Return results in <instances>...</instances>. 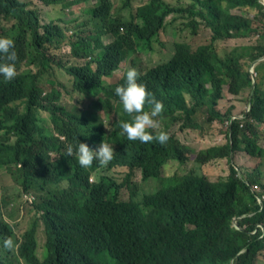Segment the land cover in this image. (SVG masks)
Masks as SVG:
<instances>
[{
    "label": "trees",
    "instance_id": "1",
    "mask_svg": "<svg viewBox=\"0 0 264 264\" xmlns=\"http://www.w3.org/2000/svg\"><path fill=\"white\" fill-rule=\"evenodd\" d=\"M39 1L69 7L87 0ZM129 1L122 0L125 11L129 9ZM29 4L0 0V28L3 29V23L8 25L3 33L15 42L16 69L22 61L37 69L36 74H21L12 86L0 82V130L4 132V141L15 138L7 147L9 156L0 160V169H4L3 165H22L23 175L10 174L19 180L22 196L33 203L34 213L29 228L20 237H16L14 226L0 216V264H19V258L25 264H254L264 243L258 240L259 232L255 235L249 232L255 224L264 222V209L241 223L248 225L245 230L230 229L231 217L256 209L248 186L234 176L232 169L225 181L216 183L193 174H173L163 180L161 168L169 159L185 162L183 148L176 142L168 149L157 147V142L142 146L124 144L116 125L111 133V141L118 145L115 164L127 167L130 175L139 171L143 181L156 180L159 188L151 194L142 188L140 199H133L139 190L131 188L130 196L122 202L118 195L127 184L120 187L99 173L96 182H88V172L80 169L65 152L69 145L75 147L102 128L85 122L77 106L72 112L64 111L58 105L59 95L55 91L42 94L37 88L38 74L52 60L51 47L58 48L64 35L55 23H42L37 11L25 10ZM235 9L255 10L258 22L264 23L263 0H176L173 6L162 0H149L128 19L112 14L111 0H100L94 9L98 18L96 44L92 47L86 41L72 43V54L91 56L100 35L107 34L113 42L103 47L100 59L94 60V72L88 64L65 71L73 77L77 92L92 97L101 94L95 101V109H90L91 114L101 109L109 113L113 90L101 78L110 76L121 60L136 51L153 54V43L167 16L171 15L172 21L191 17L210 28V45L191 51L185 44L174 43L169 61L143 72L138 69L141 73L138 83L147 85L153 96L164 102L168 122H179L181 130L199 128L192 117L202 108L208 113V121H222L224 116L214 108L220 99L223 79L228 80L229 92L236 95L250 86V65L256 59H264V34L260 43L237 46L223 58L215 53L214 42L247 38L256 32L252 20L233 14L231 11ZM189 26L195 35L197 22H190ZM263 68L264 61L253 70L260 73ZM126 72L121 77L122 84ZM87 83L91 85L90 92L85 89ZM42 112L48 114L54 131L64 137V142L42 126ZM249 118L252 122H246L242 129L235 123L231 125V146L210 148L200 153L197 161L205 163L227 157L237 149L238 141L248 154L261 155L253 124L264 123V91L259 87L253 93ZM3 143L0 152H6ZM36 163L42 165L41 171L36 169ZM263 178L259 169L247 175L249 184L261 183ZM38 223L45 235L42 262L34 255ZM6 237L16 244L12 250L3 247Z\"/></svg>",
    "mask_w": 264,
    "mask_h": 264
},
{
    "label": "clouds",
    "instance_id": "2",
    "mask_svg": "<svg viewBox=\"0 0 264 264\" xmlns=\"http://www.w3.org/2000/svg\"><path fill=\"white\" fill-rule=\"evenodd\" d=\"M19 1L23 2V3H30L29 9L37 11L39 16L41 17L40 11L38 9L34 8L33 0H30V1L29 0L28 1L19 0ZM35 1L39 2L41 5L49 8V9L51 7H61L64 10H69L71 8H72V10H74L75 8L78 7V5L87 4L91 0H87L85 2H79V3L73 4L69 7H65L63 4L46 5L39 0H35ZM70 1H72V0H70ZM99 1L100 0H96L94 2V4L90 7V9L87 11L88 14L90 15V19L88 20V22L92 26L93 35L87 36L85 38H80L77 31L75 30L73 32V36H72L73 40H69L67 42V46L69 48V54L72 57V59L77 64H81V62H85V63L82 65H76L75 64V65L67 66V65H62L59 61H56V57L54 55V52L59 51L61 49V46H62L63 42H65L67 37L65 35V28L61 25V21L60 20H58V22L51 21L63 30L64 38L60 42L58 48H55V46L51 47L49 54L52 57V60L48 63V66L44 70H42V72L40 74H38V76H37L36 86L38 89H40L42 91V94H47L51 91H55L59 95L58 105L60 107H62L64 109V111L72 112L74 106H77V108L79 109V114L84 119L85 122L90 123V124L95 125V126H101V128H102V131H95L89 137L85 138L84 140L79 141L75 147H72L71 145H69L66 149L65 155L68 156L69 158H73L76 162V165L80 169L88 172V182L89 183L96 182V177H97V174L99 173V176L111 178L121 187L124 184L128 183V180L131 177V175L127 173V175L125 176L126 178L121 183H118V181L114 177L109 175V173L114 168H124L126 170L128 169L127 167L118 166L115 164V156L117 153L118 145L111 141V139H112L111 133L115 129L116 125H118V135L122 138L124 144H127V145H131V146H139L140 145V146H142L144 143L157 142L158 143L157 147H160L161 149H168L170 147V145L172 144V142L178 143L183 148L182 155L186 159L185 162L181 163L176 159H169L163 165V167L165 165H167L168 162H170V161H175L180 165H184L188 161L187 154L190 153L191 149L188 148L187 146L183 145L178 139H176L172 136L171 131H170V127L173 125L177 126L178 131L181 133L184 131L199 132L202 130V125H200L198 123V121L196 119V115L198 113H203L205 115V123L210 124L212 122H218L220 124H225L227 126V131H226L227 141L223 145L206 147L205 149L197 152L195 157H194V162L199 166H203V165H205L209 162H212V161L226 159L227 164H228V174L226 175V177L224 179H220V180H217L215 182L209 181L203 172L202 173L199 172L200 174H197L194 171H188V172H186L182 175H178V176H185L188 174H193L195 176L204 178L209 183H216L219 181H225L229 177L230 170L232 169L234 171V176L237 179H239L241 182H243L245 185L248 186L250 194L252 195L253 200H254V206L256 207V209L253 211H249V212H246L243 214L234 215L233 217H231V219L229 221L230 229L235 230V231L245 230L248 225L246 223H243V224H241V223L245 219L252 218L255 215L261 213L262 210L264 209V187H263L264 186V178L262 179L261 183L249 184L248 180H247V175L252 170H255V169L261 170L263 175H264V148L262 146H260L258 143V140H259L258 128L261 125H264V123H260V124L255 123V122L253 123L256 127V133H257V137L255 138L256 145L263 152L261 155L252 156V155L248 154L247 152H245L243 150L244 145L241 143V141H238L237 149L234 151H231L229 156H227V157L211 159L205 163H199L197 161V156L200 153H203L210 148H217V147H222L225 145L231 146L232 144L230 141V134H229L231 125L233 123H235L238 125L239 129H242L246 122H252V120H250V118H249V114L251 111V105H252L254 90L257 87H259L261 90L264 91L263 78L260 76V73L257 71H254V70L248 71L249 78H250V86L248 88L244 89L243 91H240L236 95L231 94L229 92L228 80L223 79V83H222L221 88H220V99L217 100L214 110L216 112H218L220 115L224 116V118L222 121L218 120V119H213L211 121H208V113H207L205 108H202V109L198 110L192 117V120L199 126L198 129H189L188 128V129L181 130L179 122L169 123L168 122V115L166 113V107H165L164 102L161 101L160 99L156 98L155 96H153V94L149 91L147 85H145L143 83H138V78H139V75H141V73L139 72L138 68H136L135 66H133L131 64H129L128 67L123 69L121 72V77H122L123 74L127 71L124 84L121 83V77H120L119 82L116 85H109L105 81H102L106 86L112 88V90H113V96L110 99L111 111L109 113H106L104 110L101 109V110L97 111L96 114H91L89 111H90V109H95V107H96L95 101L97 100L98 96H101V94L92 97L89 94L86 95L85 93L77 92L74 89L73 77L68 75L66 73L65 69L71 68V67L83 68L88 64L90 70L94 72L96 69V62L94 60L100 59L102 54H103V47L108 46L113 42L112 39L107 34L100 35L98 37V42H97L98 47H97V49L94 50V52L91 56L76 57L72 54V47H71L72 43H76L79 41H86V42H89L92 47L96 44L95 43V35H96V31H97L96 25L98 23V18L94 14V9L98 7ZM162 1L166 4H168L169 6H173V5L169 4L168 2H166L165 0H162ZM148 2H149V0H147L144 4H147ZM263 4H264V0H263ZM170 16L171 15L167 16L166 18H168ZM166 18L164 19V21L166 20ZM195 21L197 22L196 31L198 30V28L200 26H203V27L210 30V28L201 24L197 19H194L191 17L188 18L187 23L185 24V27L190 29V31H191L192 28L189 26V23L190 22L193 23ZM85 25H86L85 23L81 24L82 27H84ZM3 26H4L3 29L0 28V82H2L3 84H6L8 86H12V84H14L16 80L18 81V78L21 74L25 75L27 72H32L33 74H36L37 69L32 67V66H28L25 63V61H22V63H24V65L26 67V69L24 71H22V72L19 71V68L16 69L15 61L17 59V55H16V52L14 50L15 49V42H14L13 38L4 35L3 30L5 28H7L8 25L3 23ZM210 33L212 35L211 30H210ZM211 35H210V42L207 45H210V43H211ZM104 38H108L111 41L107 44H103L102 40ZM230 39H237V38L218 40V41L213 43L214 51L220 58H223L224 56H226L231 50H233L236 47L232 48L231 50L226 52L224 55L220 56L215 49L216 43L220 42V41L230 40ZM178 44L187 45L191 51H195L197 48H199L201 46H207V45H201V46H198L196 49L193 50L186 43L178 42ZM137 53H139V51H136L129 58L121 60L118 64H120L123 61H127V60H130V63L131 62L135 63L134 55ZM173 54H174V49H173V52L171 54V58H172ZM255 61H256V63L254 65H251V67H254L257 64L258 59H256ZM166 62L167 61L157 63L153 66V68L159 64H163ZM52 65H54L58 69L63 70L64 74L71 78V80H72V91L81 96L80 99L73 101V104H72L70 110L65 109L60 104L61 94L58 90L51 88V89H49L48 92H45L42 89V87L40 86L41 76L43 74H45V72H47L49 69H51ZM92 66H94V67H92ZM108 77H110V76H108ZM257 78H260L259 82H255V81H257ZM224 85L227 86V92L231 96H238L240 93L245 92L246 90L249 91L247 104L244 107L241 114H232L231 115L229 111L222 113L220 110L217 109L218 102L222 99V87ZM207 87H209V86L207 85ZM85 89L87 92L91 91L90 83H87L85 85ZM118 97H119L120 102L118 101ZM187 103H189L188 99H187ZM15 105H19V102H16ZM19 110H22L21 106H19ZM100 113H104L106 117H109L112 114H113V116H117V118H118L117 121L108 120V125L110 127H112L110 130L104 129L103 121L101 120V117L99 115ZM40 115H41V118L43 119L42 126L46 129H49L51 131L52 135L55 138H57L59 141L64 142L65 141L64 137L59 135L58 133H56L54 131L53 126L49 120L48 114L46 112H42V113H40ZM14 140H15V138L11 137L9 141H4V132H3V130H0V145L2 142H4L3 145H4V149L6 150V152H0V160H4V159H6L7 156H9L10 151L7 149V147L10 144H12L14 142ZM235 152H243L245 155H247L249 157L259 158L260 162L257 166H254L251 169H242V172H241L240 169H237L234 166L233 161H232V155ZM51 157L54 158V155L51 154ZM13 166L15 167V172L11 171V167H13ZM35 166H36V169L38 171L42 170V165L40 163H36ZM2 168L6 169L7 171L11 172L12 174L23 175L22 165L20 163L3 165ZM106 169H109V170L105 173H102V170H106ZM91 177H93V180L91 179ZM118 199L120 200L119 195H118ZM120 201L123 202V200H120ZM257 232L260 233V235L258 236V240L263 241V243H264V222L259 223V224H255L254 228L249 233H250V235H255ZM3 247L6 250H12L14 247H16V244L11 237H6L3 239ZM36 248H37V246L35 247L34 255L38 259L39 262H42L45 258V255L43 254V259L40 260L38 258V256L36 255ZM263 251H264V249L257 254L254 264H258V261H257L258 256ZM16 252H17V248L15 249V253ZM243 252L244 251L242 250L239 254H241ZM18 263L19 264H25L21 258L18 259ZM231 264H232V262H231Z\"/></svg>",
    "mask_w": 264,
    "mask_h": 264
},
{
    "label": "rangeland",
    "instance_id": "3",
    "mask_svg": "<svg viewBox=\"0 0 264 264\" xmlns=\"http://www.w3.org/2000/svg\"><path fill=\"white\" fill-rule=\"evenodd\" d=\"M28 1V0H24ZM96 0H91L87 4H80L74 10H64L61 7H51L50 9L44 7L39 2L33 0L34 8L38 9L41 13L42 23L50 21L58 22L61 21V25L65 28V35L67 39L63 42L61 49L55 51L54 55L56 61H59L62 65H82L77 64L69 54V48L67 42L73 40V32L76 30L80 38L93 35L92 26L88 20L90 15L88 10L94 4ZM112 1V14L116 17L128 19L135 13V9L144 4L147 0H130L128 5L129 9L124 10V3L122 0H111ZM171 5H175V0H165ZM29 6L26 5L25 10H28ZM233 14L242 15L252 20L255 33H252L247 38L230 39L225 41L217 42L215 49L217 53L222 56L229 50L237 46H253L261 42L263 36V25L264 23L258 22L256 19V11L252 9H235L231 11ZM82 23L86 25L81 26ZM187 23L186 19H177L172 21L171 17L166 18L163 30L159 33V37L156 42L153 43V54H146L139 52L134 55L135 67L140 71H145L155 64L165 62L169 59L173 52V44L177 42H183L188 44L191 49H196L198 46L207 45L210 42V30L200 26L195 35L191 34L190 29L185 27ZM111 40L104 38L103 44L109 43ZM264 61L261 59L257 62ZM130 64V60L123 61L116 65L113 73H110V77H102L101 81H105L109 85H116L121 77L123 69L127 68ZM256 64V65H257ZM252 65V64H251ZM249 67V71H253L254 67ZM94 67V66H92ZM26 69L24 63L19 64V71ZM260 76L263 78L264 88V68L260 72ZM260 78H257L259 82ZM40 86L45 92L53 88L60 92V104L67 110L71 109L73 101L80 99L81 96L72 91V80L70 77L64 74L63 70L58 69L54 65L45 74L41 76ZM249 91L240 93L238 96H231L227 92V86L222 87V99L218 102L217 109L222 113L227 111L230 114H241L244 107L247 104ZM103 121L104 129L110 130L112 127L108 125V120L117 121V116L110 115L106 117L104 113L99 114ZM196 119L202 130L199 132L195 131H184L179 132L177 126L173 125L170 127L171 134L174 138L178 139L183 145L191 149L190 153L187 154L188 161L184 165H180L175 161L168 162L167 165L161 168V177L163 180L168 179L173 174L182 175L188 171H194L197 174L204 173L209 181L215 182L220 179H224L228 174V164L226 159L216 160L209 162L203 166H199L194 162V157L197 152L210 146L223 145L227 141L226 131L227 126L218 122H212L210 124L205 123V115L198 113ZM259 140L258 143L264 148V125L258 128ZM232 161L237 169H251L257 166L260 162L259 158H252L245 155L243 152H235L232 155ZM11 171L15 172V167H11ZM200 172V173H199ZM128 171L124 168H114L109 173L110 176L114 177L118 183H121L126 177ZM93 180V177H91ZM131 188H137L139 191L136 192L133 199H140L142 195V188H145L146 194L154 193L159 188V183L154 179H148L143 181L139 171L135 170L132 172L131 177L128 180L127 185L123 186L119 192L120 200L126 201L130 196ZM34 201V200H32ZM0 216L8 220L15 230L16 237H20L30 226L31 220L34 216L33 203L24 199L22 196L20 182L13 175L10 174L6 169H0ZM35 238L37 242L36 255L40 260L43 259L45 235L43 227L40 223L37 224L35 230ZM258 264H264V251L258 256Z\"/></svg>",
    "mask_w": 264,
    "mask_h": 264
},
{
    "label": "water",
    "instance_id": "4",
    "mask_svg": "<svg viewBox=\"0 0 264 264\" xmlns=\"http://www.w3.org/2000/svg\"><path fill=\"white\" fill-rule=\"evenodd\" d=\"M255 63H256V61H255V62H253V63H252V65H254Z\"/></svg>",
    "mask_w": 264,
    "mask_h": 264
}]
</instances>
